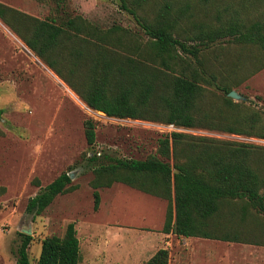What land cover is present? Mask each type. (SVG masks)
<instances>
[{"label": "trees", "instance_id": "obj_1", "mask_svg": "<svg viewBox=\"0 0 264 264\" xmlns=\"http://www.w3.org/2000/svg\"><path fill=\"white\" fill-rule=\"evenodd\" d=\"M120 1L142 27L145 41L130 28L118 25L104 33L82 17L42 19L2 2L0 19L93 110L109 117L264 138V113L228 96L241 80L219 85L225 97L216 108L205 105L203 86L218 78L207 51L215 52L216 44L226 38L257 49L247 61L241 55L219 61L229 76L248 77L264 68V0H242L238 5L234 0H213L217 9L209 22L198 21L189 3L174 11L173 3L165 1L150 19L139 13L149 0ZM185 21L191 28L180 30ZM214 56L220 58L217 51ZM3 112L0 109V118ZM84 126L88 143L95 144L94 119H86ZM158 152L162 158L93 154L94 209L100 208L101 187L123 182L169 201L164 233L264 245L263 147L170 131L160 138ZM75 188L70 173L63 172L29 200L27 210L40 215L58 195ZM19 234L17 264L81 261L75 222L63 236L42 240L35 263L29 253L33 235ZM143 264H170L169 249L160 248Z\"/></svg>", "mask_w": 264, "mask_h": 264}, {"label": "rangeland", "instance_id": "obj_2", "mask_svg": "<svg viewBox=\"0 0 264 264\" xmlns=\"http://www.w3.org/2000/svg\"><path fill=\"white\" fill-rule=\"evenodd\" d=\"M165 1L173 3L174 11L186 3L193 4L198 21H211L208 18L217 9L213 0H149L139 13L151 19ZM239 1L242 0H234L235 5ZM0 2L42 19L56 15L60 22L82 17L104 33L119 25L139 33L143 41L147 39L120 0ZM190 28L185 21L179 29ZM230 40L219 41L215 52L207 51L218 78L203 83L209 103L204 101L205 105L219 106L225 97L219 85L241 80L233 90L244 98L233 100L264 113V68L248 77H235L229 76L219 64L239 55L247 61L249 56L255 57L257 49ZM216 51L219 59L214 56ZM0 109L4 110L0 118V264H17L20 232L34 237L29 253L35 263L42 240L51 235L63 236L71 222H75L81 241L79 264H143L160 248L169 249L170 264H228L233 257H242L235 251L237 248H228L225 241L164 233L169 201L123 182L101 187L100 208L95 210L90 184L95 177V163L90 157L95 153L99 156L112 153L134 159L162 158L159 140L171 130L162 122L109 117L91 109L1 19ZM88 118L96 123L97 138L93 145L85 134L84 122ZM181 128L196 135L254 143L264 151V138L208 128ZM63 172L74 174L73 184L77 188L58 195L42 214L29 212V200Z\"/></svg>", "mask_w": 264, "mask_h": 264}, {"label": "crops", "instance_id": "obj_3", "mask_svg": "<svg viewBox=\"0 0 264 264\" xmlns=\"http://www.w3.org/2000/svg\"><path fill=\"white\" fill-rule=\"evenodd\" d=\"M189 238H201V237H189ZM214 240H218V239H214ZM219 241H223V240H219ZM234 243L240 245L237 244L234 245ZM227 247L230 249L232 247L237 248L235 251H238L242 255L241 258L233 257V259H231L229 263L227 262L228 264H264V245H257L252 243L228 242ZM190 251L193 252V245Z\"/></svg>", "mask_w": 264, "mask_h": 264}, {"label": "water", "instance_id": "obj_4", "mask_svg": "<svg viewBox=\"0 0 264 264\" xmlns=\"http://www.w3.org/2000/svg\"><path fill=\"white\" fill-rule=\"evenodd\" d=\"M228 95L234 99H243L244 97L238 93L236 90H231ZM70 176L73 178L74 177V174H70Z\"/></svg>", "mask_w": 264, "mask_h": 264}, {"label": "built area", "instance_id": "obj_5", "mask_svg": "<svg viewBox=\"0 0 264 264\" xmlns=\"http://www.w3.org/2000/svg\"><path fill=\"white\" fill-rule=\"evenodd\" d=\"M168 129L171 131H181L183 130L181 127H177L174 124H168Z\"/></svg>", "mask_w": 264, "mask_h": 264}, {"label": "bare ground", "instance_id": "obj_6", "mask_svg": "<svg viewBox=\"0 0 264 264\" xmlns=\"http://www.w3.org/2000/svg\"><path fill=\"white\" fill-rule=\"evenodd\" d=\"M102 113V112H101Z\"/></svg>", "mask_w": 264, "mask_h": 264}]
</instances>
